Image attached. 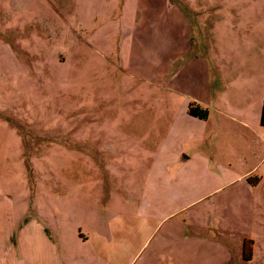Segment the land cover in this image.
<instances>
[{
  "label": "rangeland",
  "instance_id": "obj_1",
  "mask_svg": "<svg viewBox=\"0 0 264 264\" xmlns=\"http://www.w3.org/2000/svg\"><path fill=\"white\" fill-rule=\"evenodd\" d=\"M137 2L0 0V235L11 219L26 213L50 223L48 211H57L67 229L90 230L94 223L104 228L118 210L136 211L144 203L153 159L171 155L159 146L178 141L175 125L188 122L179 102H166L161 87L127 75L118 65L115 36L139 19ZM171 3L188 16V0ZM252 3L209 11L210 31L203 38L214 45V12L223 15L222 25L240 26L230 36L221 28V40L235 48V54H224L235 57L230 75L241 83L235 94L252 98L249 121L261 114L256 104L264 96V0ZM240 8L253 16L232 15ZM232 126L235 131L218 134L216 141L239 147L250 142L251 149H243L248 165L242 166L249 170L256 162L253 152L264 154V128L255 122L256 133ZM181 149L185 156L191 153L187 145ZM249 178L261 183L254 193L248 180L240 183L234 201L244 210L255 197L256 206L264 205V167ZM156 195L163 215L168 194ZM169 199L175 207L188 196ZM242 215L239 220L231 214L237 229L260 228L257 212L253 221Z\"/></svg>",
  "mask_w": 264,
  "mask_h": 264
},
{
  "label": "crops",
  "instance_id": "obj_2",
  "mask_svg": "<svg viewBox=\"0 0 264 264\" xmlns=\"http://www.w3.org/2000/svg\"><path fill=\"white\" fill-rule=\"evenodd\" d=\"M253 1L188 0L187 16L171 0H138L135 10L139 19H133L132 27L115 36L119 37L118 65L127 75L161 87L166 102H179L188 125L171 124L179 140L162 141L159 148L171 155L153 159L145 179L149 182L142 192L144 203L136 211L118 210L104 228L94 223L90 230L77 225L67 229L57 211H48L50 219L56 220L50 223L35 213H26L11 219L0 235V264H264V205L256 206L259 201L255 197L244 210L234 201L240 183L264 167V154L258 157L257 150L253 152L256 162L243 170L249 161L243 154L251 149V143L242 141L239 147L216 141L218 134L235 131L233 123L256 133L255 122L264 128L260 115L249 121L252 98L248 93L235 94L241 85L230 75L236 68L235 57L224 54H235V48L223 43L221 28L229 35L237 33L240 26L222 25L223 15L215 13L225 4L251 5ZM211 10L215 11L211 18L216 23L211 27L216 38L210 47L203 38L210 31L207 22ZM242 11L240 8L232 15L253 16ZM190 102L208 108V118L189 116ZM262 102L264 96L257 101L258 114ZM182 144L191 149L187 156L181 154ZM260 183L246 185L254 193ZM158 192L168 194L164 201L168 209L163 215ZM184 195L188 196L185 203L171 206L169 198L172 201V197ZM256 212L259 218L255 225L260 228L237 229L230 220L231 214L237 219L245 214L253 221ZM245 240L253 242L250 261L242 258Z\"/></svg>",
  "mask_w": 264,
  "mask_h": 264
},
{
  "label": "trees",
  "instance_id": "obj_3",
  "mask_svg": "<svg viewBox=\"0 0 264 264\" xmlns=\"http://www.w3.org/2000/svg\"><path fill=\"white\" fill-rule=\"evenodd\" d=\"M187 114L191 117L198 118L200 120H206L209 115L208 108L199 105L195 102H190L187 106ZM260 125L264 127V102L261 108V114H260ZM252 178H248V181L254 186L258 182L251 181ZM252 252H253V242L251 240H245L243 242V249H242V258L245 261H250L252 258Z\"/></svg>",
  "mask_w": 264,
  "mask_h": 264
}]
</instances>
